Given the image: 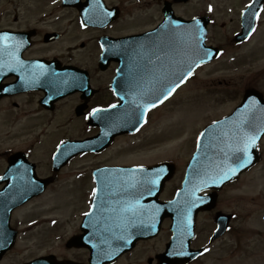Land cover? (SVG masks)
Instances as JSON below:
<instances>
[{"label":"rangeland","instance_id":"obj_1","mask_svg":"<svg viewBox=\"0 0 264 264\" xmlns=\"http://www.w3.org/2000/svg\"><path fill=\"white\" fill-rule=\"evenodd\" d=\"M245 0H191L188 5L184 7L181 14L188 16L205 12V9L213 8L216 18V25L225 23L224 28L216 27L212 32V43L215 45H226L227 57L228 55L235 56L240 54L242 59L235 61L231 66L226 64L219 65V69H212L202 74L203 84L198 82L197 90L193 87L185 86L180 90L174 101L175 105H168L165 109L161 110L165 117L161 124L156 123V119L151 118V125H149L143 132H141L134 139L124 138L120 139L114 144V148L109 152L112 158V163L119 162L124 165L141 163L147 165L148 163H158L161 161L172 160L176 164L181 161L187 160L190 152L196 147V139L198 137L199 127L213 118H217L222 113L230 112L232 107L239 101L241 93L251 86L260 88L264 92V23L259 28V33L249 40L247 45L238 48H231L227 46V39L231 36L233 31H237V8H239ZM210 3L213 5L210 6ZM230 8L232 12H228ZM3 14V11L1 12ZM264 18V17H263ZM153 20L149 21L151 24ZM130 30V28H128ZM68 43L60 46L62 50ZM73 44H76L74 41ZM251 52V53H249ZM249 53V54H248ZM249 56H251L249 58ZM83 61L89 60L91 54L89 50L86 55L80 56ZM238 59V58H236ZM243 61V62H242ZM242 62V65L240 63ZM221 82L218 86L217 84ZM239 96V97H238ZM66 111L62 109L59 112V117L52 121H47L44 118L42 124L55 123L54 127L57 129L62 128L69 131L75 136H81L83 129L77 123H71L70 126L66 122L59 123L60 114ZM161 117V118H163ZM179 122H178V121ZM38 120L35 124L40 122ZM176 124L171 130L165 129L170 125ZM201 126V127H202ZM165 129V130H164ZM157 130H162L159 132ZM163 131L165 134H162ZM191 133V134H190ZM153 136L152 140L151 137ZM188 138L187 142L186 139ZM142 140L143 145H137L135 141ZM140 143V144H141ZM57 144V142H56ZM125 146H134L124 148ZM264 150V144H263ZM126 151V152H125ZM56 150H53V156ZM125 152V153H124ZM132 154V155H127ZM44 153H42L39 160H42ZM52 160V158H51ZM50 160V164H51ZM262 163L253 171L252 174L246 175L239 184L234 185L224 191L219 201V206L226 212H233L241 218L234 226L241 227L245 230L249 226L254 230L251 234L262 233L264 234V220L260 221V216L264 211V155ZM188 162V161H187ZM187 162H182L180 169H185ZM86 163L82 161L81 164ZM49 163L47 162L46 167ZM70 168V167H69ZM69 170L73 173V169H64L62 174ZM47 172V171H46ZM68 173L61 175L58 178L56 185H61L62 180L65 183L62 185L61 194L65 197H70L71 183L73 180L69 179ZM61 177L63 179L61 180ZM80 175L78 176V178ZM81 181H86L83 177ZM178 182L175 178L166 189L163 196L173 189ZM59 187V186H56ZM50 193V192H49ZM57 206L60 210L58 214H53L59 220L57 224L48 228L47 223L42 224V228L34 230L31 237H25L21 244L17 247L20 261H31L34 258L44 257L46 254L56 255L58 258L75 259L78 261H85L86 255L83 251H67L64 243L73 234L76 227L75 218L72 221L70 215V207L72 202L67 204L63 201V206L57 200ZM79 210H82V203H79ZM250 215L249 223L243 218ZM207 214L199 216L198 228L200 229L201 236L203 237L206 231L210 230L211 217ZM23 216L18 215L21 220ZM239 224V226H238ZM249 224V225H248ZM165 234L154 242L148 243L141 247L139 261L131 259L134 264H141L143 256L151 255V253L158 250L165 241L163 237ZM252 240L244 244L243 249L236 248V237L234 233L226 236L223 243H219L216 248L206 255L199 262L195 264H264V237L252 235ZM250 237H247L248 239ZM134 254L131 258L137 256ZM126 263L128 260H125ZM136 261V262H135ZM15 262L14 258L9 260V264ZM8 264V263H6Z\"/></svg>","mask_w":264,"mask_h":264},{"label":"flooded vegetation","instance_id":"obj_2","mask_svg":"<svg viewBox=\"0 0 264 264\" xmlns=\"http://www.w3.org/2000/svg\"><path fill=\"white\" fill-rule=\"evenodd\" d=\"M64 0H34L33 7L37 11L30 12L29 7L26 2L24 4V12L15 18L13 15L5 16L6 25L0 24V32L6 31L10 34L23 33L34 30L36 33L35 39L42 45H56L59 41L64 39H71L74 37V33L70 32L67 28L68 26H73L76 30L77 19L76 9L74 7L67 6ZM81 2H86L82 0ZM98 3L104 4L109 7H116L119 10V19L114 23L109 24L106 29H92L89 30V45L90 54L95 58L94 66L91 67L90 72V85L93 90V94L87 100V109L82 116L76 117L75 109L80 106L83 102L81 99V94L74 93L67 98L58 100L53 105L52 110H59L61 108L67 110L65 115L71 116L72 118L81 120L82 118H87V114L93 108L109 107L112 104H117L115 93L112 89V84L115 82L117 76L119 63L110 61L104 70L99 67V55L101 53L100 38L101 37H113L120 38L123 36H130L150 29L142 30L141 32L130 31V33H117L113 32L112 27L118 24L120 21L125 23L128 21L130 23H135V13L138 11L150 12V19L158 20V23L153 25L157 26L162 20V10L166 2H171V0H97ZM33 26H38L35 28ZM152 27V28H153ZM151 28V29H152ZM91 29V28H90ZM53 34L56 39L49 44H45V36L47 34ZM30 50H27L23 54V58L29 60L33 59L30 56ZM67 57L65 56H52L47 57L48 60L57 59L62 66H73L76 68H81L77 66V62L74 61V53L78 52V49L74 52L69 49ZM141 77L147 75L151 76L152 71L143 70L139 74ZM136 79L134 73L128 74L125 78L126 81L132 82ZM15 78H7L2 82V84L12 83ZM41 92H35L33 89L15 90L4 95H0V178L6 176L9 172L16 171L19 162L16 161L12 153L22 152L27 156H32V150L24 145L23 136L27 138L32 133L33 128H31L32 123L36 122L37 115L48 116L52 113L45 112L44 107L41 106L40 101L43 98ZM43 107V108H42ZM27 122V124H23ZM32 141L31 146L35 145ZM12 154V155H11ZM11 155V161L9 156ZM10 169H14L10 172ZM8 175V174H7ZM7 183L0 182V190Z\"/></svg>","mask_w":264,"mask_h":264},{"label":"snow or ice","instance_id":"obj_3","mask_svg":"<svg viewBox=\"0 0 264 264\" xmlns=\"http://www.w3.org/2000/svg\"><path fill=\"white\" fill-rule=\"evenodd\" d=\"M248 8L251 10L252 5H249ZM209 10H211V9H209ZM250 14L251 15H257L256 13H250ZM8 39H10V37H8L6 35L5 36H0V42L7 41ZM205 55H207V53H205ZM176 86H178V85H176ZM172 90H174V88L170 89L169 92L163 96V99H167V96L171 93ZM152 106L155 107V103L154 102H153ZM112 107L114 108V107H116V105H112ZM100 111H106V110L93 109V113L92 114L95 115L97 112H100ZM255 140H256V136H254V135H252V136L245 135V136L240 138V141L238 142L237 147L234 149V153H241L242 154V155H238L237 156V159L240 162L239 163L240 167H246L247 164L251 162L250 161V157L248 156V153H249V150L252 147V145L255 143ZM228 171L235 172V169L234 168H229ZM225 178H227V173H224L221 176V179H225ZM0 179H2V178H0ZM157 182H158L157 180L150 181V183L152 185H155ZM146 192H147L148 195L154 194L152 188H147ZM93 194L95 195V193H93ZM126 211L131 212V216H125L123 218L121 227H123L125 229L128 226L134 225L135 218L138 215H143V206L140 205L139 204V200H137L135 202V204H130L128 206V208L126 209ZM154 211L158 212L159 209L156 208ZM85 215L87 216V215H89V213H85ZM119 238L120 239H124L123 236H121ZM129 242L130 241H128V240L125 241V243H129ZM169 255H186V253H184V252H174V253H169Z\"/></svg>","mask_w":264,"mask_h":264},{"label":"water","instance_id":"obj_4","mask_svg":"<svg viewBox=\"0 0 264 264\" xmlns=\"http://www.w3.org/2000/svg\"><path fill=\"white\" fill-rule=\"evenodd\" d=\"M196 161H198V158H196ZM189 196L192 199V197H193L192 193L189 194ZM90 249H91V254H92V261H94V262L100 261L102 259V257H103V251H104V247H103L102 243L98 242L97 245H90ZM94 251H95V253H94ZM103 261L104 260H102V262ZM35 264H49V262L48 261H46V262L44 261L43 263L37 262Z\"/></svg>","mask_w":264,"mask_h":264}]
</instances>
